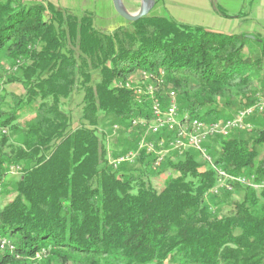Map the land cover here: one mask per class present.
<instances>
[{"label":"trees","instance_id":"trees-1","mask_svg":"<svg viewBox=\"0 0 264 264\" xmlns=\"http://www.w3.org/2000/svg\"><path fill=\"white\" fill-rule=\"evenodd\" d=\"M263 67L260 35L150 13L101 30L89 10L0 0V192L11 195L0 239L14 248L0 264H264V188L212 192L221 170L264 180V113L249 131L208 137L211 162L194 148L158 166L145 149L109 159L137 148L147 129L132 123L148 124L169 92L190 119L232 118L264 89ZM166 169L158 189L150 177Z\"/></svg>","mask_w":264,"mask_h":264},{"label":"built area","instance_id":"built-area-1","mask_svg":"<svg viewBox=\"0 0 264 264\" xmlns=\"http://www.w3.org/2000/svg\"><path fill=\"white\" fill-rule=\"evenodd\" d=\"M163 74V72H161ZM144 78H151V74L143 72ZM152 85H147V91L152 92ZM255 99L248 106L237 110V113L228 119L220 121H202L198 118L181 115L178 112V101L174 92H169L167 96V104L161 107L158 101L154 102L151 107L153 118L148 122L144 120L134 121L132 124L138 123L146 127V132L138 141L135 150L127 151L117 157H109L110 163L114 168L119 166L121 162L133 163L139 151L145 149L146 153H151L154 158V166H158L164 161L167 155L177 153L181 154L188 149H196L200 155L211 162L210 155L204 147V143L208 137L228 136L235 130H247L253 127L251 119L256 115L264 113V89L257 92ZM116 126H114V129ZM2 133L5 131L2 130ZM150 134H160L157 140H148ZM217 185L212 192L217 193L222 187L227 190L233 189L234 183L251 186L256 190L264 188V180L255 182L253 177L231 176L225 172L218 171ZM1 199V195H0ZM13 246L6 239H0V251L13 250Z\"/></svg>","mask_w":264,"mask_h":264},{"label":"crops","instance_id":"crops-1","mask_svg":"<svg viewBox=\"0 0 264 264\" xmlns=\"http://www.w3.org/2000/svg\"><path fill=\"white\" fill-rule=\"evenodd\" d=\"M46 1L53 3L57 7L60 3L72 9L77 6L76 4L72 5L68 0ZM121 1H123L125 9L129 13L136 12L141 3V0ZM78 5L80 9L84 11L89 10L93 13L94 23L96 27L101 30H112L116 28V26L126 23V20L115 12L112 0H79ZM217 10L216 4H213L211 0H155V4L149 13L154 16H162L168 13L179 22L207 26L208 28H212L211 26H224L226 29H231V26H235V24L231 22V18L229 19L223 16ZM152 11L153 13H151ZM253 11H255L256 20H253V18L247 20L244 24V32L262 31L257 21H259L260 18L264 19V0H260L259 6L254 8ZM235 28L236 27H234V29ZM8 87L9 85L6 86L7 90H9Z\"/></svg>","mask_w":264,"mask_h":264},{"label":"rangeland","instance_id":"rangeland-1","mask_svg":"<svg viewBox=\"0 0 264 264\" xmlns=\"http://www.w3.org/2000/svg\"><path fill=\"white\" fill-rule=\"evenodd\" d=\"M27 1L30 2V1H36V0H27ZM68 1L72 5L76 4L77 6L73 7V9H72L69 6H64V5H62V3H60L58 5V7H64V8L70 9L72 12H76V13H81L84 11V10L80 9V6L78 5L79 0H68ZM211 2L213 4H216L218 12H220L223 16L228 17L229 19L231 18V22H233V24H235V26H231V29H226L224 26H222V27L211 26L212 28H208L207 26H203L207 30L214 31V32L218 31V32H223V33H227V34L244 33L248 38H251V39L257 35H260L262 38H264V32H263V30H264V19H261V18L259 19V21H257V23L259 25V28L262 31L256 30L253 32H244L245 22L249 19H252V18H253V20H256L255 11H253V9L257 8L259 6L260 0H211ZM151 13H153V11ZM164 15H169V14L165 13ZM235 20H237V21H235ZM184 24L188 25L191 23L186 22ZM191 25H195V24H191ZM198 26H200V25H198ZM234 27H236V28L234 29ZM233 29H234V31H233ZM258 55H259L258 52L253 53L254 57H256ZM8 89H9L8 91L14 93L17 96L24 93V90H23L21 84H10ZM80 98H81V94H76V96H74L72 98V103L67 104L65 106L66 108H72V111H73L72 117L74 118V120H77V116L79 114L80 106L78 104L80 103L79 102ZM6 100H7V102L12 103L10 97H7ZM198 160L200 162H202V157H199ZM169 173H170L169 169H166V170H164V173H162L158 176H151L150 179H151L152 184L154 186H156L158 189L162 188L163 187L162 184H163L166 176H168ZM11 175L16 176V177L18 176L14 172ZM0 193H1L0 205H2L8 201V199L11 197V195H5V194H2V192H0ZM45 259H46V257L44 254H39L33 258V261L35 262V264H43L44 263L43 260H45Z\"/></svg>","mask_w":264,"mask_h":264},{"label":"water","instance_id":"water-1","mask_svg":"<svg viewBox=\"0 0 264 264\" xmlns=\"http://www.w3.org/2000/svg\"><path fill=\"white\" fill-rule=\"evenodd\" d=\"M115 12L127 22L136 21L145 17L155 4V0H141L140 6L136 12H128L121 0H112Z\"/></svg>","mask_w":264,"mask_h":264}]
</instances>
